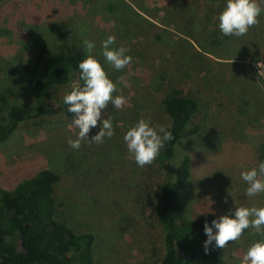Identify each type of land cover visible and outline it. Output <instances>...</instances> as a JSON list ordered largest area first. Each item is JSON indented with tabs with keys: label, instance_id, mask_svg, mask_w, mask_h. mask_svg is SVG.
<instances>
[{
	"label": "rangeland",
	"instance_id": "rangeland-1",
	"mask_svg": "<svg viewBox=\"0 0 264 264\" xmlns=\"http://www.w3.org/2000/svg\"><path fill=\"white\" fill-rule=\"evenodd\" d=\"M122 1L132 12L124 8L126 18L115 20L102 0H0V81L15 93L11 102L31 105L30 86L38 77L30 70L34 53L43 44L55 52L63 40H74L83 51V41H93V54L117 83L113 95L126 97L121 109L109 104L105 111L115 134L100 144L84 140L78 150L67 143L79 131L67 106L52 117L24 122L0 144V188L11 190L45 169L57 171L58 220L93 237V264H158L164 249L155 206L160 185L170 177L156 159L138 167L123 143L124 131L141 118L167 127L162 100L170 88H180L198 104L189 125L198 131L177 144L173 158L174 164L184 155L191 160V177L180 191L186 218L208 212L212 201L217 217L232 206H264V194L246 196L240 177L264 153V13L245 35L223 36L215 19L223 0ZM61 24L60 35L42 30ZM30 26L41 28H31L32 41ZM108 35L133 57L121 71L100 56ZM76 85L81 81L73 75L49 94L47 105L59 106ZM258 238L248 229L227 242L220 264H240Z\"/></svg>",
	"mask_w": 264,
	"mask_h": 264
},
{
	"label": "trees",
	"instance_id": "trees-1",
	"mask_svg": "<svg viewBox=\"0 0 264 264\" xmlns=\"http://www.w3.org/2000/svg\"><path fill=\"white\" fill-rule=\"evenodd\" d=\"M102 2L108 16L115 20L126 18L124 8L131 9L122 0ZM62 25L43 27L42 30L60 35ZM31 28L35 33L41 28L30 26L27 29L28 39L32 41L35 33ZM44 53L47 55L43 56ZM83 58L84 51L74 40L71 44L63 40L55 52H50L44 44L40 46L30 67L38 75L30 86V106L11 102L10 99L16 97L15 93L3 88L0 81V112L4 111L0 118V144L7 141L24 122L49 118L60 112L62 102L51 107L46 99L55 88L69 84L73 75L79 77L77 65ZM9 64L12 65V61L9 60ZM15 69L13 66L10 71L16 73ZM162 107L174 139L165 143L156 158L159 167L170 177L160 185V196L155 206L164 249L158 264H220L224 248L210 246L205 253L203 246L206 239L203 223L205 219L210 222L217 216L204 212L195 220H188L180 199V191L191 177L190 157L184 155L177 164L173 163L177 144L198 131L197 127L189 126L198 104L195 99L183 95L180 88L172 87L162 100ZM260 148L264 150L263 145ZM259 160H264V153ZM60 181L57 171L45 169L11 190L0 188V264H93V237L88 233H77L58 220V205L53 194L54 186Z\"/></svg>",
	"mask_w": 264,
	"mask_h": 264
},
{
	"label": "clouds",
	"instance_id": "clouds-1",
	"mask_svg": "<svg viewBox=\"0 0 264 264\" xmlns=\"http://www.w3.org/2000/svg\"><path fill=\"white\" fill-rule=\"evenodd\" d=\"M264 0H223V8L217 13L216 27L223 36H243L259 22L258 18L264 13ZM115 35H108L100 42V56L105 63L115 71H121L128 66L133 57L129 49L114 46ZM84 58L79 61V80L82 85H76L62 97L66 111L73 114L71 124L78 128L75 139H69L72 149H79L81 142L100 144L104 139L115 134L112 117L105 116L109 104L114 109H121L126 102L123 95H113L117 92V83L107 74L104 66L93 54L96 47L90 40L83 41ZM93 129L95 134L89 135ZM173 134L168 127L153 125L151 121L141 118L127 127L122 140L127 153L135 164L143 168L150 165L158 157L165 143L173 140ZM245 182V195L248 197L264 194V160L256 167L243 170L240 173ZM208 206L210 215H214L211 205ZM227 203V200H225ZM195 220V219H194ZM252 229L259 238L254 240L244 252L240 264H264V206L230 207L224 215L210 222L205 219L203 242L207 253L210 246L224 248L227 242L236 241L245 230Z\"/></svg>",
	"mask_w": 264,
	"mask_h": 264
}]
</instances>
